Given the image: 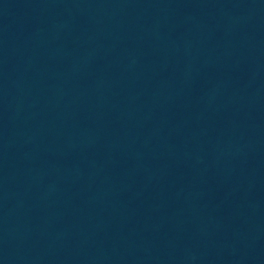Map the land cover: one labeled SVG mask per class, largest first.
<instances>
[{"label":"water","instance_id":"water-1","mask_svg":"<svg viewBox=\"0 0 264 264\" xmlns=\"http://www.w3.org/2000/svg\"><path fill=\"white\" fill-rule=\"evenodd\" d=\"M0 264H264V0H0Z\"/></svg>","mask_w":264,"mask_h":264}]
</instances>
